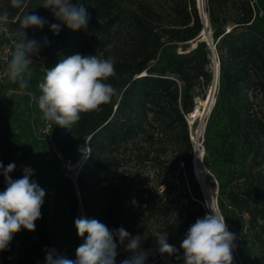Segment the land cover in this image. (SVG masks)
<instances>
[{
  "label": "trees",
  "instance_id": "16d2710c",
  "mask_svg": "<svg viewBox=\"0 0 264 264\" xmlns=\"http://www.w3.org/2000/svg\"><path fill=\"white\" fill-rule=\"evenodd\" d=\"M42 2L27 0L26 8L13 9L9 0H0V12H10L9 32L18 38L15 31L26 12L47 20L42 29L25 31L40 43L48 69L76 54L113 57L116 75L107 82L116 95L100 111L82 113L70 128L53 126L66 168L45 160L46 147L32 134L24 99L11 97L17 101L13 109L0 104V162L7 167L19 151L34 172L31 179L55 192V209L45 195L35 231L16 233L0 252V264H46L50 250L74 260L87 237L77 235V218L96 219L110 230L123 227L142 238L146 253L164 233L177 249L166 256H183L180 246L189 227L209 214L194 176L186 121L196 86L209 88L213 79L211 49L199 40L204 25L196 0H71L86 7L87 28L73 31L61 24L58 35L50 26L61 22ZM259 11L264 12L249 0L204 3L218 83L204 129L202 166L205 183L216 189L217 210L236 236V264H264V15ZM37 79L33 70L34 92ZM10 175L15 180L23 173L16 168ZM5 188L0 174V192ZM118 253L116 264L132 255L123 246Z\"/></svg>",
  "mask_w": 264,
  "mask_h": 264
},
{
  "label": "clouds",
  "instance_id": "9594fccd",
  "mask_svg": "<svg viewBox=\"0 0 264 264\" xmlns=\"http://www.w3.org/2000/svg\"><path fill=\"white\" fill-rule=\"evenodd\" d=\"M13 9H24L27 0H9ZM42 7L50 9L61 23L51 24L54 35H58L61 24L75 31L86 29L89 14L86 7L73 4L71 0H43ZM10 12H0V33H8ZM48 23L43 17L24 13L19 18L18 37L10 50V58L0 77L6 78L23 91L30 87L33 63L32 57L39 54L40 43L28 39L26 29H42ZM115 59L97 55H72L61 61L46 73L38 84L39 96H33L42 113V118L56 126L70 128L81 119L82 113L101 110V106L111 102L116 89L108 83L116 75ZM29 95H33L29 93ZM15 163L7 167L0 162V174L4 176L6 188L0 192V252L8 249L14 235L26 229L35 231V222L41 218V207L45 191L31 177V168L23 169L22 178L13 180L11 173ZM211 214L198 218L192 224L181 243L184 264H233V248L236 236L229 231L225 218L210 205ZM75 227L79 237L86 240L76 249V258L47 252L46 264H116L118 249L123 246L132 255L120 264H146L148 253L141 250L140 236L132 237L123 227L110 230L96 219L77 218ZM161 254L173 255L177 249L167 242L164 233L157 235Z\"/></svg>",
  "mask_w": 264,
  "mask_h": 264
},
{
  "label": "built area",
  "instance_id": "2783aa9c",
  "mask_svg": "<svg viewBox=\"0 0 264 264\" xmlns=\"http://www.w3.org/2000/svg\"><path fill=\"white\" fill-rule=\"evenodd\" d=\"M202 8L204 9V0H201ZM250 5L253 7L256 5L257 0H249ZM259 16L264 15V12L259 11ZM16 39L13 37V35L8 33H0V46H1V53H0V73L3 72L7 60L10 58V50L13 48L14 41ZM33 63L30 65V68L33 72V70L37 71L38 73V79L35 86V92L27 89V90H19L17 85L15 86H7L8 82L6 78L0 77V87H7L5 90V96L7 97H14V98H21L24 99L26 102V106L28 110L30 111L28 121L32 129V134L34 138L42 145L46 147V156L45 160H54L60 168H66L68 167V161L65 159L62 152L55 146L54 144V136L52 134V129L54 124L51 122H47L42 118V113L38 109V105L36 101L33 99V96L38 97L39 96V90H38V84L42 82L43 77L46 73V69L48 67L46 66V63L44 59L38 55H34L32 57ZM29 93H32L33 95H29ZM2 99L0 97V104L2 103ZM36 107V109H35ZM85 147H87V142L85 143ZM11 163H15L16 168L18 171L23 173V169L25 168L24 163L20 160V152L16 151L11 159ZM71 179H75V174L71 176ZM45 191V195L47 197V201L49 204H52L53 197L55 195V192L53 189H50L48 187H45L43 189Z\"/></svg>",
  "mask_w": 264,
  "mask_h": 264
},
{
  "label": "rangeland",
  "instance_id": "374dc122",
  "mask_svg": "<svg viewBox=\"0 0 264 264\" xmlns=\"http://www.w3.org/2000/svg\"><path fill=\"white\" fill-rule=\"evenodd\" d=\"M204 3H205V0H204ZM196 6H197V1H196ZM256 7L258 9L264 10V0H257ZM192 46L193 45L191 44L190 47H192ZM182 49L183 48L178 47L177 51L182 52ZM0 53H1V46H0ZM210 69H212V64H211ZM7 84H8L7 85L8 87L11 86L10 82H8ZM6 89H7V87H0V97L3 101V103H5L9 107V109H13L15 107L17 101L11 97L5 96V90ZM207 91H208V88H205L203 86L202 82H200L196 86V88L194 90V109L196 106H199L200 101L203 98V95L204 94L206 95ZM206 119H207V115L204 116L203 118L199 117L193 123H190L189 122V115L186 116V121H187L189 130H190L191 139H192V137L196 138L197 136H199L200 140L203 139V135H204L203 126L205 124ZM197 130H199V131H197ZM200 130H201V134H200ZM199 148H201V147H199ZM206 175H208L207 172L205 170H203V176H206ZM209 187H210V195H211V197H213V199L215 201L216 200V189H214L211 186H209ZM54 204H55V201H54V197H53L51 207L55 209ZM205 208H206L207 212L209 214H211V212L207 208L206 202H205ZM79 217H82V215L80 214ZM157 238L158 237H156L155 241L152 240L150 243L149 251H148V257L149 258H147L146 264H184V260L182 258L183 256H178L176 258L170 259L166 256V253L161 254L159 252V247L157 244Z\"/></svg>",
  "mask_w": 264,
  "mask_h": 264
},
{
  "label": "water",
  "instance_id": "95a60500",
  "mask_svg": "<svg viewBox=\"0 0 264 264\" xmlns=\"http://www.w3.org/2000/svg\"><path fill=\"white\" fill-rule=\"evenodd\" d=\"M196 1H197V9H198L199 15L201 17L202 23L204 25L203 30H202V32L199 35V40L200 41H205L207 43V45L210 47L211 53H212V70L214 71V75H213V79H214V86H213L214 102L212 104V108H213L214 103H215V93H216V88H217V84H215L216 76H217V83H218V62L216 61V56H215V53H214V47H213L212 41H211V32L208 29L209 23H208L207 15L204 12V9L202 8L201 0H196ZM192 45H193L192 47H195L196 44L193 43ZM212 108L207 113V119H208V117L210 115V112H211ZM207 119H206V121H207ZM206 121H205V124L203 126V131L205 129ZM191 140H192V142L194 144V154H193V160H192L193 170H194V164H195V154L197 152L198 146L201 147V151H202V153L200 154L201 157L199 159L198 166H197V172L194 170V176L196 177V180L198 181V183L200 185V188L202 190V193L204 195V199H205V202H206L207 195H210V187L205 183L204 176H203V170H204V168L202 166V158H203V155H204V150H203V147H202L203 139L200 140L199 136H197L196 137V142L193 141V139H191ZM216 195H217V192H216ZM214 202H215V207L217 209L216 200ZM232 255H233V253H232ZM233 264H236L234 256H233Z\"/></svg>",
  "mask_w": 264,
  "mask_h": 264
},
{
  "label": "bare ground",
  "instance_id": "6f19581e",
  "mask_svg": "<svg viewBox=\"0 0 264 264\" xmlns=\"http://www.w3.org/2000/svg\"><path fill=\"white\" fill-rule=\"evenodd\" d=\"M212 73L214 75V71L213 70H212ZM215 84H217V76H216V79H215ZM213 86H214V79H212V82H211V84H210V86L208 88V91H207L205 97L200 101L199 106H196L195 109L189 114V122L190 123H193L199 117L203 118L204 116H206L207 113L212 108V104L214 102ZM201 130H200V134H201ZM197 131H199V130H197ZM192 139H193V141L196 142V138L195 137H192ZM201 153H202L201 148H199V146H198L197 152L195 154V164H194V170L196 172H197L198 162H199V159L201 157V155H200ZM206 205H207V208H208V210L210 212H211V209L208 207V205H210L212 208H214L216 210L215 202H214L213 197H211V195H207V197H206Z\"/></svg>",
  "mask_w": 264,
  "mask_h": 264
}]
</instances>
